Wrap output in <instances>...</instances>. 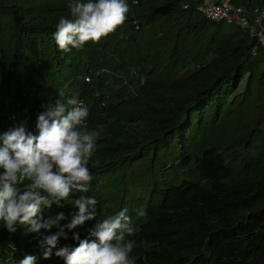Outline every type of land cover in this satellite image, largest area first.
<instances>
[{"label": "trees", "instance_id": "obj_1", "mask_svg": "<svg viewBox=\"0 0 264 264\" xmlns=\"http://www.w3.org/2000/svg\"><path fill=\"white\" fill-rule=\"evenodd\" d=\"M71 2L0 0V133L36 134L46 105L75 97L89 109L80 131L98 134L89 191L69 197L97 200L81 239L127 208L136 264H264V46L201 16L200 0H127L122 26L65 52L54 33ZM61 212L63 225L78 209L43 214ZM26 227L0 221V264H64L55 251L78 246L67 232L44 259Z\"/></svg>", "mask_w": 264, "mask_h": 264}, {"label": "clouds", "instance_id": "obj_2", "mask_svg": "<svg viewBox=\"0 0 264 264\" xmlns=\"http://www.w3.org/2000/svg\"><path fill=\"white\" fill-rule=\"evenodd\" d=\"M68 7L70 18L61 17L54 33L56 45L65 52L79 50L88 42L98 43L122 26L129 12L127 0H72ZM88 115L83 101L75 97L58 100L38 114L36 134L24 123L0 133V221L10 233L18 225L27 226L44 250V259L72 232L78 246L55 251L64 264H136L132 255L136 242L126 237L135 235L137 229L127 208L98 220L84 239L74 231L97 218L95 198L82 195L74 202L69 200L74 191L88 192L93 180L87 165L98 134L80 131ZM25 179L28 183L21 187ZM65 201L78 209L70 222L61 224L67 219L63 212L45 219V209L53 204L60 207ZM139 215H144L143 210ZM20 264H36V258L25 256Z\"/></svg>", "mask_w": 264, "mask_h": 264}, {"label": "built area", "instance_id": "obj_3", "mask_svg": "<svg viewBox=\"0 0 264 264\" xmlns=\"http://www.w3.org/2000/svg\"><path fill=\"white\" fill-rule=\"evenodd\" d=\"M196 12L207 20L246 30L264 46V8L236 5L232 0H200Z\"/></svg>", "mask_w": 264, "mask_h": 264}, {"label": "rangeland", "instance_id": "obj_4", "mask_svg": "<svg viewBox=\"0 0 264 264\" xmlns=\"http://www.w3.org/2000/svg\"><path fill=\"white\" fill-rule=\"evenodd\" d=\"M222 26H223L222 29L225 30V31H232V30H234L236 28L235 26L227 25V24H223Z\"/></svg>", "mask_w": 264, "mask_h": 264}]
</instances>
